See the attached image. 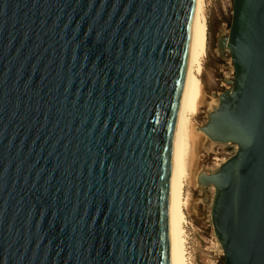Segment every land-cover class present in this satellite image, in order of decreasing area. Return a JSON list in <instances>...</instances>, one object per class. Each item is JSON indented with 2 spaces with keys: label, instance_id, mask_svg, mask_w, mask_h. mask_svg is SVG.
Returning <instances> with one entry per match:
<instances>
[{
  "label": "water",
  "instance_id": "95a60500",
  "mask_svg": "<svg viewBox=\"0 0 264 264\" xmlns=\"http://www.w3.org/2000/svg\"><path fill=\"white\" fill-rule=\"evenodd\" d=\"M194 0H0V264H177ZM232 79L200 127L234 153L210 222L264 264V0H232Z\"/></svg>",
  "mask_w": 264,
  "mask_h": 264
},
{
  "label": "rangeland",
  "instance_id": "374dc122",
  "mask_svg": "<svg viewBox=\"0 0 264 264\" xmlns=\"http://www.w3.org/2000/svg\"><path fill=\"white\" fill-rule=\"evenodd\" d=\"M231 11L232 0H208V54L202 74L205 99L196 118L197 127L204 125L211 99L216 98L228 87L224 79L231 80L233 77L229 55L224 53L217 56L218 52L213 50L215 41L228 33ZM205 143V137H202L197 148L193 176L199 172L211 174L217 169V162L212 159L219 156L216 154L217 147ZM205 191L193 190V199L188 209L187 219L192 224L188 231L190 251L196 264H223L222 251L216 244L210 222L212 190L208 188Z\"/></svg>",
  "mask_w": 264,
  "mask_h": 264
},
{
  "label": "bare ground",
  "instance_id": "6f19581e",
  "mask_svg": "<svg viewBox=\"0 0 264 264\" xmlns=\"http://www.w3.org/2000/svg\"><path fill=\"white\" fill-rule=\"evenodd\" d=\"M207 54L208 0H194L191 22L190 60L184 92L185 103L179 129V188L176 206L177 264H196L189 250L190 247L189 249L187 248L190 236L187 227L192 228V224L187 219V213L193 199V190L201 189L196 183L198 173L193 176L192 172L194 167H196L195 162L200 139L205 136L200 131L201 126H196V118L204 105L205 93L202 74ZM226 80L228 79H224V81ZM216 100V98L211 99L208 103V111L212 110L216 105ZM216 244L219 245L217 240Z\"/></svg>",
  "mask_w": 264,
  "mask_h": 264
},
{
  "label": "built area",
  "instance_id": "2783aa9c",
  "mask_svg": "<svg viewBox=\"0 0 264 264\" xmlns=\"http://www.w3.org/2000/svg\"><path fill=\"white\" fill-rule=\"evenodd\" d=\"M214 146L217 147V151L216 154H218V157H213V161L217 162V167L224 162L226 159H228L235 151V146L230 145V144H225V145H220V144H213ZM190 227H187V229H189ZM190 234V232H189ZM189 245H188V249H189ZM191 250V248L189 249Z\"/></svg>",
  "mask_w": 264,
  "mask_h": 264
},
{
  "label": "flooded vegetation",
  "instance_id": "af4514ba",
  "mask_svg": "<svg viewBox=\"0 0 264 264\" xmlns=\"http://www.w3.org/2000/svg\"><path fill=\"white\" fill-rule=\"evenodd\" d=\"M210 37V36H209ZM215 52L217 51L218 52V54H217V56H221L220 55V53H219V51H218V48H217V46H216V41H215V48L213 49Z\"/></svg>",
  "mask_w": 264,
  "mask_h": 264
}]
</instances>
